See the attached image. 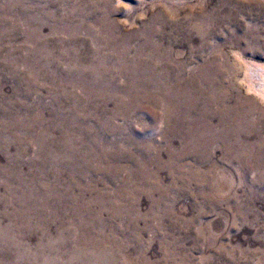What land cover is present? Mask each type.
I'll use <instances>...</instances> for the list:
<instances>
[{
    "label": "rangeland",
    "instance_id": "374dc122",
    "mask_svg": "<svg viewBox=\"0 0 264 264\" xmlns=\"http://www.w3.org/2000/svg\"><path fill=\"white\" fill-rule=\"evenodd\" d=\"M218 3L0 0V264H264V36L192 56V14ZM165 49L185 70L164 95ZM203 66L253 167L227 171L194 118Z\"/></svg>",
    "mask_w": 264,
    "mask_h": 264
},
{
    "label": "bare ground",
    "instance_id": "6f19581e",
    "mask_svg": "<svg viewBox=\"0 0 264 264\" xmlns=\"http://www.w3.org/2000/svg\"><path fill=\"white\" fill-rule=\"evenodd\" d=\"M248 1L253 2L252 8L250 10L243 8V6L238 3V0H219L218 5L216 7H213V9L212 8L205 9L197 14H192V20L190 22L189 27L186 28V31L187 33L192 35V37H195L197 39L196 40L197 42L196 45L190 51L191 55L197 58H202L208 53L214 52L215 59H221L226 56L223 54V50H225L226 48L240 49L242 48V43L249 40L248 37L252 39L254 36H257L261 31H262L261 34H263L264 36V0H248ZM255 9L259 10L258 16L254 15ZM179 27L180 26L178 24L174 25V28L176 30ZM218 40L221 41L219 42ZM157 55H158V60H156V62L158 63L157 70L160 78L159 85L162 91L163 90L166 91L167 86L170 85L172 76H174L173 72H175V70L177 72L178 69L177 65L180 69V72L184 71L185 68L181 65V63H178L171 59L170 51L167 49L163 50L162 55L158 53ZM150 58H153L151 54H149L148 56V59ZM151 72H153V70ZM209 74L210 72L208 66L196 68L192 71V74H190L191 79L189 86L191 87V91L194 95L190 93L189 94L193 98L191 102L193 103L195 100L194 108L196 111H194V118H200L202 120L205 119V121L209 123L214 120L213 121L214 125L209 127L211 129L210 132L208 131V133L212 135L219 143L222 142L220 148L223 149V152L232 151L235 153V154L231 153V155L228 156L227 161L224 163L225 166H227V168H225L227 169V171L229 170L228 168H230V170L232 171V168L235 167L234 164H236V169H240V170H243L248 166L253 167L254 165H251L253 164L252 161L248 160L243 156H240L238 153L234 151V147L240 148V146H237L235 143H232L231 141L233 140L221 139L219 137L221 133L218 132V130L220 129H217L216 125L226 123L227 119L229 118L228 117L229 113L232 112V110L235 111L236 108L232 110L226 109V111L228 112H226L227 114L225 113L224 110L225 108L221 107L223 106V102H224L223 95L219 94L215 98L214 97L215 92L211 93L209 79L208 78L206 79V77ZM165 91L161 93H164L165 95ZM164 95L160 97L161 101L163 100ZM235 99L236 101H238L237 96ZM167 100L169 99H165L166 102ZM164 105L165 106L163 109L164 112L166 113L164 114V119L166 117L171 120L174 117L173 109L171 108L172 106H170L169 103H165ZM219 113H222L223 115L218 116L217 114ZM165 120H164L165 124H168L170 122V121L167 122ZM224 130L226 132H230L227 131V129ZM236 169L235 172L238 171Z\"/></svg>",
    "mask_w": 264,
    "mask_h": 264
}]
</instances>
